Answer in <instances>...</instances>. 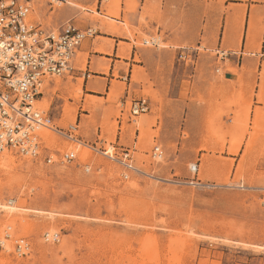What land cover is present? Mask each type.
Returning a JSON list of instances; mask_svg holds the SVG:
<instances>
[{"label": "rangeland", "instance_id": "obj_1", "mask_svg": "<svg viewBox=\"0 0 264 264\" xmlns=\"http://www.w3.org/2000/svg\"><path fill=\"white\" fill-rule=\"evenodd\" d=\"M28 1L32 20L47 30L68 21L96 35L118 30L130 42L120 45L136 48L135 63H149L155 81L134 67L130 87L114 81L107 99L95 101L75 74L51 80L36 105L63 134L44 132L45 146L77 160L49 165L0 152V264H264V85L254 104L222 84L231 70V55L216 48L222 0L198 5V16L213 19L210 38H181L190 30L173 1L168 12L162 0L142 8L126 0L124 9L120 0L118 10L112 0L102 7L100 0ZM207 27L200 22L198 31ZM86 66L79 54L75 68ZM139 98L151 111L130 116V101ZM110 146L113 160L102 154ZM156 146L159 161L151 158ZM125 149L136 169L128 179ZM20 239L28 254H19Z\"/></svg>", "mask_w": 264, "mask_h": 264}, {"label": "built area", "instance_id": "obj_2", "mask_svg": "<svg viewBox=\"0 0 264 264\" xmlns=\"http://www.w3.org/2000/svg\"><path fill=\"white\" fill-rule=\"evenodd\" d=\"M104 2L108 0H100V7ZM32 13L28 0H0V152L12 151L33 160L43 158L49 165L67 166L77 160V154L50 153L41 132L63 133L55 126L51 113L40 110L36 104L43 98L46 86L53 78L73 75L79 48L87 39L94 38L96 32L84 30L72 21L47 30L31 19ZM150 111L149 99L130 101V116L138 117ZM70 128L77 130L76 127ZM115 151L116 148L110 146L102 154L113 160ZM122 152L120 164L126 171L124 178L128 179V172L136 170L134 159L129 149ZM163 156L160 147L152 150V159L159 161ZM84 168L86 172L91 170L88 164H84ZM190 170L198 174L199 166L193 165ZM45 238L47 241H59L58 234H46ZM17 250L21 255L28 254L30 244L20 239Z\"/></svg>", "mask_w": 264, "mask_h": 264}, {"label": "crops", "instance_id": "obj_3", "mask_svg": "<svg viewBox=\"0 0 264 264\" xmlns=\"http://www.w3.org/2000/svg\"><path fill=\"white\" fill-rule=\"evenodd\" d=\"M134 1L139 2L141 8L147 2V0ZM172 1L175 3L176 13H181L180 22L187 24L186 28L190 30L186 31L184 36L181 33V38H198L200 33L201 35L206 34L210 38V21L213 20L212 17L210 18V13H207V17L198 16V5L209 6L210 0L206 2L203 0H162L164 12H168L167 6ZM111 2H113L114 8L116 7L115 10H118L120 0ZM122 2L124 9L127 5L126 0H122ZM219 7L222 10L217 14L220 25L219 30L216 31V34L218 33L216 48L218 51L222 50L231 55L228 60L231 70H225L222 84L229 95L234 89H242L246 99L249 101L252 99L254 104H258V95L264 85V80L261 77L264 72V0H222L218 4ZM107 9L110 13L109 7ZM125 16L124 12L121 13L122 19ZM130 19L132 22H136L132 15ZM200 22L208 25L207 30L198 31ZM109 29L104 35H96L103 40L95 42L96 37H94L81 45L74 65L79 54L87 55L86 70L75 68L76 71L73 73L77 79H84L82 84L86 96L105 100L113 88L114 81L126 82L130 87L134 67L145 68L149 81H155L149 63L145 62L144 65L135 63L136 48L129 52L125 46L122 47L120 44L129 45L130 42L120 37L118 30L110 32ZM248 34H254V41L248 40ZM102 47L107 51L105 54L97 51ZM224 67L227 69L228 66ZM252 90L255 94L254 97L251 95Z\"/></svg>", "mask_w": 264, "mask_h": 264}, {"label": "bare ground", "instance_id": "obj_4", "mask_svg": "<svg viewBox=\"0 0 264 264\" xmlns=\"http://www.w3.org/2000/svg\"><path fill=\"white\" fill-rule=\"evenodd\" d=\"M33 17V16H32ZM32 19V18H31ZM254 39H255V36H254V34H248V40H250L251 42L252 41H254ZM105 41V40H104ZM109 41V40H108ZM110 43V42H109ZM111 44H112V42H111ZM110 44V45H111ZM108 45V43L106 44V46ZM105 46V47H106ZM100 47V46H99ZM109 49H110V46H109ZM98 52H101V53H104L105 54V49L102 47V48H99L98 50H97ZM107 52V51H106ZM111 53H112V50H111ZM107 54V53H106ZM109 54H110V52H109ZM116 91V90H115ZM94 98H96V97H91V99L92 100H95ZM95 101H97V100H95ZM40 102V101H39ZM39 102H38V104H39ZM40 109V108H39ZM41 110V109H40ZM139 126H140V128H141V125H143V123H137ZM50 132L51 133V131L50 130H43L42 132H41V137H42V140H43V142L45 143V139H44V132ZM72 139H74V137L73 136H70ZM5 158H7V157H5ZM10 162H14L12 159H10ZM8 209V211L10 212V213H13V212H15L16 211V209L14 208V207H7Z\"/></svg>", "mask_w": 264, "mask_h": 264}]
</instances>
